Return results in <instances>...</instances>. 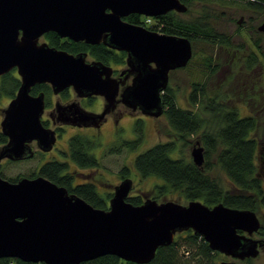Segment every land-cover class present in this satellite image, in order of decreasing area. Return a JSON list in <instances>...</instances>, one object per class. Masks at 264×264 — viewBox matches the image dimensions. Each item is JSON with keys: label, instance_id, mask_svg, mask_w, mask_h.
Listing matches in <instances>:
<instances>
[{"label": "water", "instance_id": "1", "mask_svg": "<svg viewBox=\"0 0 264 264\" xmlns=\"http://www.w3.org/2000/svg\"><path fill=\"white\" fill-rule=\"evenodd\" d=\"M187 9L181 0H0V76L15 68L20 76V86L1 121L8 141L0 150V162L33 158V141L44 152L56 143L55 130L42 122L45 94L31 93L37 84H49L54 94L72 87L79 96H102L106 104L100 118L115 108L118 95L133 111L156 118L163 115L170 72L187 66L192 42L187 36L157 32L125 18ZM259 30L264 31V24ZM48 32L126 52L124 78H115L110 65L88 61L86 51L73 54L39 42ZM128 78L131 83L125 84ZM191 157L196 166H203L201 141L193 144ZM132 187L133 180L124 178L103 209L44 176L10 181L0 174V258L80 264L115 255L145 264L159 247L171 245L176 234L187 230L202 237L212 250L238 260L257 257L264 244L253 237L261 228L253 210L153 198L134 205L127 200Z\"/></svg>", "mask_w": 264, "mask_h": 264}, {"label": "trees", "instance_id": "2", "mask_svg": "<svg viewBox=\"0 0 264 264\" xmlns=\"http://www.w3.org/2000/svg\"><path fill=\"white\" fill-rule=\"evenodd\" d=\"M181 1L190 7L196 0ZM210 2L205 0L204 5ZM244 6L264 15V0H246ZM125 20L142 24L157 32L187 36L192 43L197 39L210 43H223L225 38L215 31L209 13L184 19L173 10L158 17L131 14ZM45 38L51 46L74 54L86 51L92 58L117 69L120 65L126 64V52L110 49L102 43L91 45L81 41L75 42L69 38H61L55 32L46 33ZM256 45L259 46V43L256 42ZM253 62H256V57L252 56L249 64ZM19 86L20 78L14 73H7L2 76L0 94L14 97ZM206 88V83L192 84V91L188 97L190 108L180 106L174 99L171 87L166 88L163 94L164 115L171 133L182 144L179 147L174 140L158 142L139 153L133 161L137 176L142 180L151 177L159 180L152 189L155 198L176 192L187 201L199 200L210 207L223 203L229 207L250 209L257 214L263 213L264 182L260 173L264 171V167L258 166V162L263 160L261 139L257 135L259 119L252 113L240 116L238 107L227 103L222 93L217 92L211 96ZM41 91L50 94V85L42 83L32 88V94H38ZM138 122L143 123L142 120ZM135 131H141V129L135 128ZM191 136L197 137L196 141H201L205 148V162L202 167L196 166L192 157L190 158L184 152L186 147L191 146ZM6 141L7 137L0 132V144ZM140 141L141 134L138 133L135 140L125 141L124 145L134 150ZM98 144L94 136L85 133L75 134L68 139L67 147L62 149L61 158L52 157L43 162L44 153L38 152L37 154L40 155L38 166L27 177L44 176L58 185L67 187L70 192L81 196L93 206L107 209L112 193L107 192L103 196L97 186L90 182L73 186L74 177L69 172L71 163H75L80 168H99L100 160L93 153ZM217 171L225 173L231 184L230 188L224 187L216 174ZM119 174L121 178L129 176L131 167L124 165ZM21 176L24 175L7 179L17 181ZM127 200L134 205L143 203L140 195L129 196ZM262 218L264 219V216ZM258 234L264 238V220L262 219ZM224 258L220 252L212 250L202 237L195 235L192 230H187L178 233L171 245L159 247L154 259L145 264H221ZM243 262L251 264V259H245ZM0 264L46 263L0 258ZM80 264L138 263L125 261L115 255H104Z\"/></svg>", "mask_w": 264, "mask_h": 264}, {"label": "rangeland", "instance_id": "3", "mask_svg": "<svg viewBox=\"0 0 264 264\" xmlns=\"http://www.w3.org/2000/svg\"><path fill=\"white\" fill-rule=\"evenodd\" d=\"M210 1L209 4L204 5L205 0H196L195 4L188 7L186 12L178 13V15L188 19L202 13H209L215 31L225 37L223 43H210L202 39L193 41L192 61L187 66L170 72L168 86L174 92V99L182 107L190 108L188 97L192 91V84L199 82L206 83L207 92L211 96L217 92L222 93L226 97L227 103L238 107L240 116H246L250 113L257 116L260 122L257 135L261 139L260 148L263 157L262 162H258V166L261 168L264 167V31H260L259 27L264 24V15L246 8L244 6L246 0ZM204 8L208 10H204ZM44 41L48 42L45 36L39 40V42ZM256 42L259 43V46L256 45ZM252 56L256 57V62L250 65ZM91 59L92 57L88 56L87 60ZM126 67V64L120 65L118 71ZM13 70L16 71V69ZM15 74L20 78L16 72ZM114 76H116L115 72ZM127 83H131V79ZM58 98V95L51 92L47 100L50 99L54 105ZM11 100L10 96L0 94V121L3 120L4 109L8 107ZM44 116H47L46 110ZM116 116H119L120 121L115 125L114 132L112 117ZM107 119L109 120L103 125L97 139L99 144L93 150V153L100 160V167L80 168L75 163H71L69 172L76 178V182L92 181L99 186L98 191L100 193H113L114 186L122 181L119 174L121 168L124 165H129L131 167L129 177L134 181L129 195H140L143 201L147 198H153L158 202L175 201L187 205L189 201L176 192L155 198L152 189L159 180L153 177L142 180L137 176V171L133 167L134 158L139 153L158 142L177 141L176 136L171 133L166 116L163 114L156 118L144 115L139 110L132 111L124 105H120ZM138 120H142L143 123H139ZM135 128L141 129V131H135ZM84 131L92 132V130ZM74 132L76 131L69 127L65 137L59 139L57 146L60 149L66 147L67 139ZM138 133L141 134V141L134 150L124 145L125 141L135 140ZM196 139L195 136L190 138L192 143ZM192 143L191 146L184 147L185 154L190 158ZM177 144L180 147L182 143L177 141ZM32 146L34 150L38 149L36 143H33ZM98 152L100 153L98 154ZM52 157L61 158V151L54 150L50 153H44L43 162ZM39 160V154L28 160L11 162L6 159L2 160L0 174L6 179L17 175L29 176L37 168ZM216 174L224 187H231L225 173L217 171ZM260 176L264 182V171H261ZM263 214L264 212L258 214L262 220H264ZM253 237L261 238L264 241V238L258 233H255ZM250 259L251 264H264V244L260 247L258 256ZM223 261L245 264L243 261H237L231 257H226Z\"/></svg>", "mask_w": 264, "mask_h": 264}, {"label": "flooded vegetation", "instance_id": "4", "mask_svg": "<svg viewBox=\"0 0 264 264\" xmlns=\"http://www.w3.org/2000/svg\"><path fill=\"white\" fill-rule=\"evenodd\" d=\"M93 59L94 58H92L91 60H93ZM111 67L113 68V76H114V72H115V75H116V76H114L115 78H117V79L124 78V76L121 75V72L124 69L121 71H118L117 68H114L113 66H111ZM10 72L14 73V74L16 72L18 74L17 70L16 71L11 70ZM10 72H8V73H10ZM2 76L3 75H1V79H2ZM129 79H131V78H128L125 81V84H128L127 82ZM169 79H170V75H169ZM0 86H1V81H0ZM121 88H123V86H120V89ZM41 92H43V91H41ZM51 92L53 93L52 88H51ZM31 93H32V91H31ZM43 93L45 94V92H43ZM50 94L49 93L45 94V104H46L45 110L47 111V116H44V117L42 116V122H43V125L45 127L55 130L57 139H56V143L54 144L53 148L48 152H44V151L40 150L37 146L38 149H36V150L33 149L35 151V155L37 154L36 151H39L41 153H50L54 150H57V152L62 151V149H60L59 146H57V145L59 143V139L61 137L62 138L65 137L66 132L68 131L69 127L71 130L76 131V132L72 133L70 137H72L75 134L85 133V134H90L91 136H94V138H96V140H97L99 138V135H100L99 133L102 131L103 125L109 120L107 118H109L110 115L113 112H115V110L120 105H124L120 101V96L118 95L116 103H115V108L111 109L108 113L105 114V116L100 118L98 116V114L102 113V111L105 109V104H106L105 100L102 96H89V97L79 96L74 91V89L72 87H69V88L63 90L62 92H60L59 94H55V95H58L59 98L54 102V105H52V103L50 102V99L47 100V98L49 97ZM33 95H37V94H33ZM11 98L13 99L14 97H11ZM57 103L59 104L58 107H56ZM126 108H128V107H126ZM128 109H130V108H128ZM119 119H120L119 116L112 117V123H113L112 126H113L114 132H115V127H116L115 125L118 124L120 121ZM0 128H1V121H0ZM84 130H89V131L92 130V132L88 133ZM0 132H1V129H0ZM68 139H67L66 147L68 145ZM7 141H8V137H7ZM33 143H36V141H33L32 143H30V145L32 146ZM4 144H0V150ZM36 145H37V143H36ZM66 147H64V148H66ZM32 148H33V146H32ZM99 153L100 152H98V154ZM35 155H34V157H35ZM5 159L8 161H12V160L7 159V158H4L2 160H5ZM2 160H1V162H2ZM1 162H0V165H1ZM129 176L123 177L122 180L124 178L129 177ZM129 178H131V177H129ZM86 181L85 182H76V178H73L72 185L77 186L78 184H84V183H89V182L93 183L92 181H87V182ZM133 183H134V181H133ZM98 187L99 186H97V188ZM70 193H73V192H70ZM101 194H103V193H101ZM103 196H104V194H103ZM112 196H113V193H112ZM130 196H132V195H130ZM109 200H110V198H109ZM109 200H108V206H109ZM224 257L226 258L229 256L224 255ZM232 259H234V258H232ZM235 260L243 261V260H238V259H235Z\"/></svg>", "mask_w": 264, "mask_h": 264}, {"label": "built area", "instance_id": "5", "mask_svg": "<svg viewBox=\"0 0 264 264\" xmlns=\"http://www.w3.org/2000/svg\"><path fill=\"white\" fill-rule=\"evenodd\" d=\"M148 21H150V20H148Z\"/></svg>", "mask_w": 264, "mask_h": 264}]
</instances>
